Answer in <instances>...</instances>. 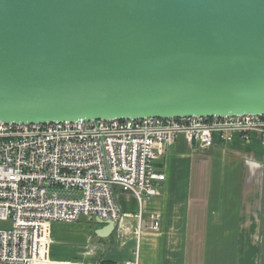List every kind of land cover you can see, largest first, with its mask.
<instances>
[{
    "label": "water",
    "instance_id": "1",
    "mask_svg": "<svg viewBox=\"0 0 264 264\" xmlns=\"http://www.w3.org/2000/svg\"><path fill=\"white\" fill-rule=\"evenodd\" d=\"M244 114L264 115V0H0V122Z\"/></svg>",
    "mask_w": 264,
    "mask_h": 264
},
{
    "label": "built area",
    "instance_id": "2",
    "mask_svg": "<svg viewBox=\"0 0 264 264\" xmlns=\"http://www.w3.org/2000/svg\"><path fill=\"white\" fill-rule=\"evenodd\" d=\"M254 135L264 140V115L0 122V221L13 224L0 229V264L50 262L52 223H117L119 192L157 197L155 163L180 136L208 149Z\"/></svg>",
    "mask_w": 264,
    "mask_h": 264
},
{
    "label": "crops",
    "instance_id": "3",
    "mask_svg": "<svg viewBox=\"0 0 264 264\" xmlns=\"http://www.w3.org/2000/svg\"><path fill=\"white\" fill-rule=\"evenodd\" d=\"M165 175L159 195L140 204L117 199L122 218L106 225L83 220L50 225L47 264H264V140L236 138L208 149L184 136L155 163ZM158 216L153 227L152 217Z\"/></svg>",
    "mask_w": 264,
    "mask_h": 264
},
{
    "label": "rangeland",
    "instance_id": "4",
    "mask_svg": "<svg viewBox=\"0 0 264 264\" xmlns=\"http://www.w3.org/2000/svg\"><path fill=\"white\" fill-rule=\"evenodd\" d=\"M89 222H91L89 220ZM92 224L95 223V221L91 222ZM12 221H8V222H5V221H0V229H4V230H8V229H11L12 228ZM97 232V231H96Z\"/></svg>",
    "mask_w": 264,
    "mask_h": 264
},
{
    "label": "trees",
    "instance_id": "5",
    "mask_svg": "<svg viewBox=\"0 0 264 264\" xmlns=\"http://www.w3.org/2000/svg\"><path fill=\"white\" fill-rule=\"evenodd\" d=\"M95 223H97V221H95ZM99 264H116V263L112 262V261L102 260V261H100Z\"/></svg>",
    "mask_w": 264,
    "mask_h": 264
}]
</instances>
